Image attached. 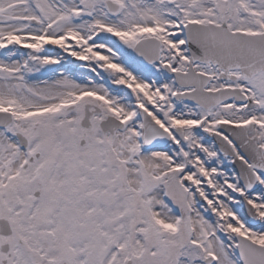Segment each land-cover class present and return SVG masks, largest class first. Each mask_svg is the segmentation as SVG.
I'll list each match as a JSON object with an SVG mask.
<instances>
[{
	"label": "snow or ice",
	"instance_id": "snow-or-ice-1",
	"mask_svg": "<svg viewBox=\"0 0 264 264\" xmlns=\"http://www.w3.org/2000/svg\"><path fill=\"white\" fill-rule=\"evenodd\" d=\"M0 264H264V0H0Z\"/></svg>",
	"mask_w": 264,
	"mask_h": 264
}]
</instances>
